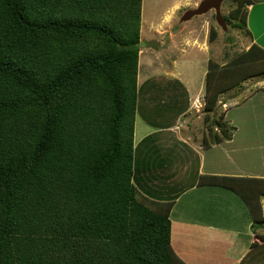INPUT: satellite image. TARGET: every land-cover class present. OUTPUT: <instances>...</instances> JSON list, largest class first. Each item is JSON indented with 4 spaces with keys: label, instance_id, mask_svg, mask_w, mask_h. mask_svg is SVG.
<instances>
[{
    "label": "trees",
    "instance_id": "obj_1",
    "mask_svg": "<svg viewBox=\"0 0 264 264\" xmlns=\"http://www.w3.org/2000/svg\"><path fill=\"white\" fill-rule=\"evenodd\" d=\"M259 1L234 0L232 16L245 27ZM141 16L142 0H0V264H186L171 244L174 200L138 196ZM208 66L209 114L264 74V47ZM223 117L205 145L232 138ZM198 184L239 193L264 225V178Z\"/></svg>",
    "mask_w": 264,
    "mask_h": 264
},
{
    "label": "crops",
    "instance_id": "obj_2",
    "mask_svg": "<svg viewBox=\"0 0 264 264\" xmlns=\"http://www.w3.org/2000/svg\"><path fill=\"white\" fill-rule=\"evenodd\" d=\"M260 3L264 4V0ZM258 6L249 5L248 28L254 35L252 43H261L258 38L264 33V28H257L253 18ZM256 17L260 18L258 14ZM261 40L263 43L258 44L264 47V35ZM173 65L169 75L181 76L175 60ZM176 79L183 81L182 78ZM181 85L186 93L189 88L192 92V84ZM224 93L227 91L221 93L217 104L228 102ZM260 93L264 96L263 91ZM198 95L196 91L192 105L186 108V101L177 100L176 103L162 99L153 111L155 96L152 92L145 93L146 109L153 111L155 118L172 116L168 118V123L151 125L149 118L145 120L141 114L147 128L137 140L135 122V148L138 150L136 179L148 198L152 197L150 202L153 206L159 207L162 201L174 200L170 211L171 244L186 264H264V239L260 236L264 234V225L254 229L252 212L244 198L224 186L198 184L202 174L264 178V138L258 129L243 125L239 118H235L234 124L226 108L224 121L236 126L232 138L217 143L209 138L211 145H205L214 118L212 112L205 114L206 101L201 105ZM166 103L170 106V113H166ZM174 105L177 108L172 111ZM252 135L261 138L251 142L247 137ZM148 140L151 145H146ZM261 202L264 210V196Z\"/></svg>",
    "mask_w": 264,
    "mask_h": 264
},
{
    "label": "rangeland",
    "instance_id": "obj_3",
    "mask_svg": "<svg viewBox=\"0 0 264 264\" xmlns=\"http://www.w3.org/2000/svg\"><path fill=\"white\" fill-rule=\"evenodd\" d=\"M200 1L142 0L138 86L139 84L143 85L139 86L137 95L136 140L144 133L143 130L147 128L141 114H143V119L149 118V121L152 122L151 125L159 122H162L161 124L168 123V118L172 115L164 117L163 120L162 118H155L153 114V111L159 107L158 103L162 99L168 102L176 101V103L178 102L177 100L182 103L186 101V108L187 105H192L195 93L198 91V100L201 102V105L204 104V101L207 99L205 81L209 67L208 60H213L219 64L227 63L237 54L247 50L254 39L252 31L250 32V28H248V16L245 27L239 24L243 20L241 16H239V19H235L232 16V9L236 5L234 0H225L221 7L223 16L228 24L227 30H224L217 23L215 10H211L204 15H196L189 21L180 22L184 12L189 8L196 7ZM262 1L254 3L259 5L253 13V18L256 20V26L259 29L264 28V15L263 21L261 20V14H264V4L260 3ZM257 14L260 18L256 17ZM211 29L217 32V36L213 41L209 38ZM262 35L258 38L261 43H263L261 40ZM174 60L180 70L181 76L169 75L173 69ZM179 70H176V72ZM176 78H182L183 81ZM181 84H192V92L190 91L191 88H189L188 93H186V89ZM260 91L264 92V74L250 77L235 88L227 90V93H224L223 96L228 99V102L225 105L217 104L216 102L215 107L211 111L212 118L216 119L226 114L227 108V112L231 115L230 119H233L234 124H236L235 118H239L243 122V125L258 129L264 138V135H262L264 133V96ZM146 92H152L155 96L152 112L146 109L144 101ZM236 104L237 106H235ZM167 105L168 103H166L164 108L168 109L166 113H170V106ZM176 108L177 106L174 105L172 111ZM205 114H207V111H205ZM248 116L250 117L248 118ZM231 127V133L233 134L236 126ZM257 135L247 138L251 142L259 140L261 136ZM243 139L246 138L243 137ZM146 145H151L149 140L146 141ZM141 185L139 186L137 183L140 194L138 196L144 200L143 197L146 196L147 198L149 195L143 192L145 189L141 190ZM185 185L188 186L189 184Z\"/></svg>",
    "mask_w": 264,
    "mask_h": 264
},
{
    "label": "water",
    "instance_id": "obj_4",
    "mask_svg": "<svg viewBox=\"0 0 264 264\" xmlns=\"http://www.w3.org/2000/svg\"><path fill=\"white\" fill-rule=\"evenodd\" d=\"M225 0H201L198 5L194 8L187 9L183 16L181 17L180 22H186L191 20L193 17L204 15L211 10H215V18L217 23L224 29H228V24L225 17L223 16L221 7Z\"/></svg>",
    "mask_w": 264,
    "mask_h": 264
}]
</instances>
